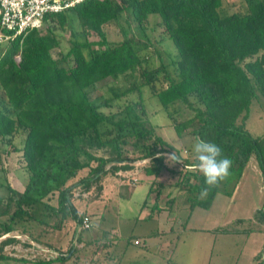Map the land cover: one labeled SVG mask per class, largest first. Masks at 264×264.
<instances>
[{
  "label": "trees",
  "instance_id": "obj_1",
  "mask_svg": "<svg viewBox=\"0 0 264 264\" xmlns=\"http://www.w3.org/2000/svg\"><path fill=\"white\" fill-rule=\"evenodd\" d=\"M236 5L225 7L224 0H85L46 14L40 28L27 29L0 44V137L19 128L27 131L22 147L14 149L22 151L29 172L22 192L0 181V216L9 214L0 222V236L5 235L2 246L17 241L18 237L6 236L14 218L28 216L48 224V213L39 212L42 206L60 216L59 228L66 218L79 227L88 214L76 210L73 197H82L106 172L125 169V162L131 169L146 163L143 172L156 176L164 153L175 149L146 125L140 101L114 113L102 109L110 99L100 103V97H93L101 82L135 72L149 57L145 42L127 36L118 41L106 38L103 25L116 22L127 9L141 28L149 16H158L176 50L172 72L163 70L157 78L143 69L142 75L164 109L181 101L194 111L193 117L174 125L177 135L192 125L194 137L220 146L223 156L232 161L228 179L202 194L204 178L195 170V159L184 160L188 171L181 182L189 193V207H209L218 192L231 195L251 156L264 182V136H254L245 127L252 100L257 93L264 96V0H239ZM74 17L99 40H81L73 31L68 48L54 57L52 50L61 46L56 30H63ZM191 96L200 106L191 103ZM129 142L142 152L135 159L122 156ZM102 147H109L114 156L98 157L91 151ZM87 167V175L73 185L81 186L76 195L67 182ZM55 192L57 206L47 205L44 198ZM258 212L264 219V206ZM55 250L57 260L66 258L64 251Z\"/></svg>",
  "mask_w": 264,
  "mask_h": 264
},
{
  "label": "rangeland",
  "instance_id": "obj_2",
  "mask_svg": "<svg viewBox=\"0 0 264 264\" xmlns=\"http://www.w3.org/2000/svg\"><path fill=\"white\" fill-rule=\"evenodd\" d=\"M236 3L238 4L239 0H224V6H229L232 9L237 6ZM158 21V16L151 15L147 22H145L143 28H141L133 20L130 11L127 9L118 15V20L116 22H110L103 25V31L109 41H118L127 36L147 43L149 57L141 67L136 69L135 72L121 74L115 79L108 78L101 82L98 87H96L93 97H100V103H103L102 100L104 99H110V103L106 106H102V109L105 112L114 113L122 109L124 105L131 101H140L144 107V121L146 125L152 127L156 135H160L165 141L172 144L178 152L175 149H169L164 153L165 157L162 169L156 176L152 175L154 177H150L151 180L146 176L148 174L144 173L142 170V167L145 168L146 163L143 164L141 168L138 167V169H133V171L129 166V162H125V165L127 166L126 168H129V170L123 172V176H129L130 174L138 176L140 173L145 175L141 177V180L134 185V187L131 189L127 188L126 194L123 192L121 195L120 192L114 189L107 197L97 200L98 202H89L85 199L86 197L83 196L78 197L77 199L73 197L72 199L74 201V206L78 211H83V209H88V211L91 210L93 212L95 211V216L99 219L100 228L110 230V228H112L111 226L116 225L117 227V224H120L119 229L122 227L121 230L128 235L131 234V231L135 232L136 230H139V224L136 223H139L142 220L136 221V219L139 216L140 209L152 210L156 218L159 220L161 219V221H166L169 214L170 217L177 215V211L175 210L176 204L178 205V203L186 202L187 195L189 194L186 185L181 182L184 174L188 171L187 168L184 167V160L188 159V162L191 163L195 159L192 152V145L195 137L190 132L193 126L188 125L187 128L181 131V135H177L174 129V125L177 122H182L193 117L194 111L188 108L186 103L181 101L164 109L156 100L151 87L145 83L146 78L142 75L143 69H146L154 72L157 78H161L165 73L163 70L172 72L175 67V64L172 63V61L176 58V50L170 39L164 34L163 26H161V24L159 25ZM56 31L60 38L61 46L52 50V55L54 57H58L61 50L68 48L69 41L73 37V31H75L76 37L81 40H99V36L95 32L84 28L80 21L75 17L71 19L69 24H67L63 30L57 29ZM157 69L159 71H155ZM157 85H160V82H158ZM114 92L118 94V96H114ZM1 94L2 92L0 91V95ZM189 99L194 106H200L195 96H191ZM245 127L254 136H264V96L259 93H257V97L251 102L249 114L245 120ZM26 133L27 131L25 129L19 128L10 136L0 137V181L7 182L10 187L19 192L24 190V187L28 182L29 172L26 168V162L22 156V151L16 150L14 147H22ZM91 151L98 157L110 158L114 156L109 147L91 149ZM141 153L140 149L134 148L130 142L123 146V158L135 159ZM172 154L174 156L179 154V159L182 162L173 161L169 157ZM80 157L81 159H84V156ZM250 158L251 160L249 159L250 161L246 165V170L243 174L244 178L233 196L220 192L212 200V203L208 208L204 209L197 207L194 209L190 218L192 219V225L201 228L203 227L204 222H206V224L210 226V229L202 231V229L190 230L187 228V232L184 234L181 228L175 226L177 223L170 224L174 226V238L178 237L179 239V236L180 239L186 237L184 240L187 239V243L190 242L188 241L189 238L197 239L196 245L192 244L190 247L183 245V247L194 249L192 250V259L200 257L198 255L201 254L202 250L203 257L205 254H208V251L210 250L205 244L208 239L212 240L213 238V256L210 264H246V248L252 252L255 249L262 252L263 245L261 244V237H264L262 236L263 234L261 231H253L251 233L246 232V228H248L247 221H242L240 224L235 221L233 224H230L234 220V216H250L253 210L264 202V184L262 178L253 167L258 164L254 156H251ZM91 163L93 166L97 161L94 160ZM107 167L108 166H106V168ZM188 168L190 169L191 167ZM88 171V167L82 168L78 171L75 177L67 182V185H75V183L87 175ZM123 171H125V169H123ZM150 186H153L154 189L148 193ZM158 186H161L160 191L157 189ZM80 187L81 186H73V191L78 193L79 189H81ZM97 188L98 182L93 185L92 191L90 192L91 196L96 195ZM1 191L4 192V190ZM51 195L52 196H50V194L47 195L43 201L47 203V205H55L56 207L57 192ZM144 200L146 202L144 206H142ZM102 209H120L124 218L127 215V212L131 213L133 209H136L137 215L136 218L134 216L132 220H124L121 218L120 221L118 219L112 221V218L110 219L109 217L108 219V217H106V224L100 225L101 218L97 213L102 211ZM37 210L38 209H36L35 212L32 211V214L35 215ZM44 210L48 213V217H50L48 219V224H40L36 222L35 218L28 216L13 219L12 231L6 236L10 235L18 238L17 241L9 242L2 246V241L5 235L0 236V255L8 256V258H2L0 264H39L40 261L49 259H51V261L44 262V264H66L68 260L70 264L75 263V257L73 259L71 255L69 256L68 254V248L72 245L73 219H64L62 222L64 229L61 230L57 226V224L60 223L59 221H61L59 220L60 216L51 213L52 210L48 211L47 208H44L43 206L42 209H39V212L41 213V211ZM181 210L180 218L182 220L186 217L188 218L189 213ZM8 216L9 214H2L0 216V222H5V220L8 219ZM189 220L188 226L190 224ZM227 220H229V225L226 223ZM146 221H148V219ZM55 224L56 226L54 227ZM143 224L144 223H142V225ZM223 224L227 225L226 228H233L234 231L229 230L225 234L213 229L214 227ZM94 225H98L96 220H94ZM132 225L135 229L132 228ZM56 228L59 230H56ZM200 240L204 241V246H202V241L200 242ZM219 240L220 243L218 242ZM222 240H227L228 242L222 246L221 253L220 245ZM51 245L56 248H64L67 245L68 248L66 247L64 250L66 258L64 260H57L56 257L51 258L53 255H50L52 250L57 252ZM246 245L250 246L246 247ZM183 247L181 246L180 248L182 249ZM178 249L179 242L178 247L174 252L178 253ZM249 251L247 255L252 257L254 253H250ZM215 252L218 253L219 259L217 256V259L214 258ZM219 253H221V256H219ZM187 258L191 259V256L188 255ZM260 258L264 260V252L261 253ZM171 264L181 263L180 261H177L176 263L172 261ZM197 264H204V262L202 260L200 262L197 261Z\"/></svg>",
  "mask_w": 264,
  "mask_h": 264
},
{
  "label": "crops",
  "instance_id": "obj_3",
  "mask_svg": "<svg viewBox=\"0 0 264 264\" xmlns=\"http://www.w3.org/2000/svg\"><path fill=\"white\" fill-rule=\"evenodd\" d=\"M253 167L262 178L258 165H254ZM127 170H129V168H125V171H123V169H119L115 172H111V171L106 172L99 178L98 181L92 184V186L87 192H83L82 196L86 197L85 199L88 200L89 202H98L97 200L107 197L109 194H111V192L114 189L120 192L121 195L123 192H125L126 194V189L127 188L131 189L132 187H134V185H136L141 180V177L144 175L143 173H140L138 176H135L138 178V181L132 184L130 182V178L131 175L133 174H130L129 176L126 175L123 176L124 175L123 172H126ZM245 170L246 167L244 168L242 176L240 177L238 183L236 184L230 196H233L236 190L238 189V187L240 186L244 178L243 174ZM146 176H148L149 177L148 179L150 180H151L150 177H154L152 175H146ZM97 182H98V188H97L98 190L96 192V195L91 196L90 192L92 191L93 185L97 184ZM153 186H150L151 189L149 187L148 193H150L154 189ZM157 189L158 191H160L161 186H158ZM75 194L77 195L78 193L75 192ZM145 202L146 201L144 200L142 206H144ZM263 206H264V202H262V204L259 207H256V209L253 210L250 216H234L235 218L230 224H233L235 221H237L238 224H240L242 221H247L248 228H246L247 229L246 232L251 233L253 231H261L263 234L262 236L264 237V233H263L264 219L263 216H261L258 212L260 211V208ZM197 207L203 208L200 206H195L190 208L188 201L184 203H178V205L176 204V208H175V210L177 211V215H173V217L172 216L170 217L169 214L167 216L168 218L166 219V221H161V219L159 220L158 218H156L152 210L140 209L139 216L136 219V221L142 220L141 222L136 223L139 224V230H136L135 232L131 231L130 235L125 234V232L121 230L122 227L121 229H119L120 224H117V227L116 225L111 226L112 228H110V230L106 228H100L99 219L97 218V216H95V211L94 212L91 210L88 211V209H83V211H78V209H76L78 212H83L91 216V222H92L91 228L88 231L79 232L77 221L73 220L74 223L72 226L73 236L71 239L72 242L71 247L68 248L67 245L64 248H56L53 245L51 246L53 249H57L60 251H64L67 247L69 250L68 253L69 256L71 255L73 259L75 257L74 260L77 261V262L74 261L75 262L74 264H171L172 261H174V263L180 261L181 264H197V261L200 262L201 260L204 262V264H210L213 256L212 249L214 247L213 246L214 238L212 240L208 239L207 242L205 240L206 242L205 246L208 247L210 250L208 251V254H205V256L203 257V250H202L200 255L197 254L200 257H198L197 259L196 258L192 259V255H193L192 250L194 249L183 247V245L189 247L192 244L196 245L197 239L189 238L188 241L190 242L187 243V239L184 240L186 237H183L181 239L180 236L179 239L178 237L174 238V226L170 225L171 223H177L175 226L181 228L184 234L187 232L186 231L187 228L190 230L202 229V231H207L208 229H210V226L206 224V222H204V225L201 228H198L199 226L192 225V219L190 218L192 216L194 209H196ZM181 209L189 213L188 218L186 217L184 220L180 218ZM97 215H99V217L101 218L100 225H104L106 224V220H107L106 217H108V219L109 217L110 219L112 218V221L113 220L115 221L116 219L120 221L121 218H123L124 220H132L134 216L136 218L137 213H136V209H133L131 213L127 212V215L124 218L123 213L121 212L120 209H102V211H99ZM147 219L148 221H146ZM94 220L97 221L98 223L97 226L94 225ZM188 220L190 222L189 226H188ZM228 221L229 220H227L226 223L229 225ZM142 223L144 224L142 225ZM225 224L216 226L213 229L215 231H220L225 234L229 230L234 231L233 228L231 229L226 228L227 225ZM133 225L132 228L135 229ZM60 229L63 230L64 226H62ZM132 233H136V234H132ZM135 239L139 240L138 244L134 243ZM201 241H202V246H204V241L200 240V242ZM178 242H179V249L177 251L178 253H176L174 251L178 247ZM218 242L220 243V240ZM227 242H228L227 240L221 241V245H220L221 253H222V246ZM261 244L262 245L264 244V238L262 237H261ZM181 246L183 247L182 249L180 248ZM249 246L250 245H246V247ZM248 251L249 250L246 248V264H264V260L260 258L261 255L259 256V252H260L259 250L255 249L253 252L249 251L250 253H254L252 257L247 255ZM221 253H219V256H221ZM188 255L191 256V259L187 258ZM216 256L218 257V253L215 252V257H214L215 259H217ZM66 264H70L69 260L66 262Z\"/></svg>",
  "mask_w": 264,
  "mask_h": 264
},
{
  "label": "built area",
  "instance_id": "obj_4",
  "mask_svg": "<svg viewBox=\"0 0 264 264\" xmlns=\"http://www.w3.org/2000/svg\"><path fill=\"white\" fill-rule=\"evenodd\" d=\"M82 1L85 0H0V44L27 29L40 28L46 14L63 11ZM19 59V55H16L15 60ZM137 181L138 178L131 175L130 182L133 184ZM90 226L91 218L84 215L79 230L88 229ZM134 243L138 244L139 240L135 239ZM51 254V258L59 255L54 251Z\"/></svg>",
  "mask_w": 264,
  "mask_h": 264
},
{
  "label": "clouds",
  "instance_id": "obj_5",
  "mask_svg": "<svg viewBox=\"0 0 264 264\" xmlns=\"http://www.w3.org/2000/svg\"><path fill=\"white\" fill-rule=\"evenodd\" d=\"M192 152L196 161L195 170L204 178L205 187L202 189V194H207L212 188L218 187L228 179L232 161L223 156L220 146L197 136L192 145ZM169 157L175 162H182L173 154Z\"/></svg>",
  "mask_w": 264,
  "mask_h": 264
}]
</instances>
